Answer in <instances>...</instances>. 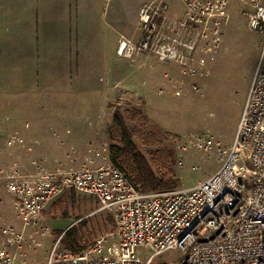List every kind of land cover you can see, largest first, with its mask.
<instances>
[{"label":"built area","instance_id":"obj_1","mask_svg":"<svg viewBox=\"0 0 264 264\" xmlns=\"http://www.w3.org/2000/svg\"><path fill=\"white\" fill-rule=\"evenodd\" d=\"M179 1V14L167 0L142 5L141 37L121 35L117 54L152 55L180 66L185 78L206 77V64L221 50L235 3L246 8L242 13L250 29L263 35L232 143L194 133L182 147L216 156L220 167L189 188L144 191L112 162L106 146L89 148L77 168L52 169L33 161L35 170L25 172L9 165L0 171V206L10 202L16 222L3 220L0 211V264H27V249L50 232L41 222L44 210L68 189L94 197L97 211L113 215L116 230L80 252L60 249L58 238L46 264H264V0ZM1 131L10 149L26 146L18 128ZM171 251L177 256L165 259Z\"/></svg>","mask_w":264,"mask_h":264},{"label":"rangeland","instance_id":"obj_2","mask_svg":"<svg viewBox=\"0 0 264 264\" xmlns=\"http://www.w3.org/2000/svg\"><path fill=\"white\" fill-rule=\"evenodd\" d=\"M151 1L154 0H92L90 12L102 34L103 31L107 33L108 23L127 33L138 28V11ZM167 2L174 12L183 9L179 0ZM241 8L239 3L231 5L221 50L215 60H208L206 77L185 78L177 64L162 63L147 54L125 59L118 57L119 61L115 63L98 66L103 68L99 71L12 72L5 69L7 66H2L0 122L14 121L17 117L10 113L39 117L30 137L40 139L47 149L16 153L10 162L0 167V171L27 159L30 163L44 160L52 165V169L77 168L82 165V157L89 148H101L104 143L109 145L113 114L121 112L126 117L143 119L142 126L136 129H142L144 137L135 136V140L138 149L156 170L162 157L174 151L165 173L170 174L169 168L174 170L180 181L177 188H189L206 179L220 167L221 162L214 155L193 147H187V150L182 147L194 133H211L225 146L232 143L263 41L260 32L250 29L248 19L242 13L246 8ZM125 35L134 41L139 37L137 32L132 36L134 38ZM178 91L180 93L176 94ZM134 110L140 111L141 115L139 112L131 115ZM15 120L14 127L19 130L25 128L19 121L26 120ZM3 128L8 126L1 127V130ZM68 129L72 135L64 137ZM54 131L61 134L68 146L60 149L52 142ZM3 149L1 144L0 161L4 156ZM33 169L30 167L24 171ZM4 192L3 188L1 193ZM2 207L6 212L2 219L16 222L10 202ZM98 207L94 197L73 189L51 201L41 220L50 232L33 248L27 249V264H46L58 238L61 239L75 224L80 237L83 236L79 245L69 248L60 240V249H77L80 252L91 247L101 236L114 232L117 224L113 215L97 211ZM109 238L115 239L114 236ZM176 256L177 253L171 251L164 258L170 260Z\"/></svg>","mask_w":264,"mask_h":264},{"label":"crops","instance_id":"obj_3","mask_svg":"<svg viewBox=\"0 0 264 264\" xmlns=\"http://www.w3.org/2000/svg\"><path fill=\"white\" fill-rule=\"evenodd\" d=\"M92 5V0H0V70H4L2 66H7L5 69L12 72L99 71L103 68L100 69L98 66L119 61L118 57L122 58L117 54L120 36L127 34L132 37L137 32L139 37L136 38L139 39L140 23L138 30L127 33L113 23H111L113 26L108 23L107 33L103 31L102 34L90 12ZM10 114L17 117L15 119L28 121L31 125L27 129L19 130L26 140V146L10 149L6 145V134L1 131V127L7 125L8 128L5 129L14 130L16 120L7 123L4 121L5 124L0 122L1 144L5 149L0 167L10 162L11 156H15L16 153L47 149L46 144L40 139L30 137L39 122V117ZM52 134L54 136L52 142L60 149L68 146L60 133L54 131ZM71 135L69 129L63 134L64 137ZM101 146L108 149L107 143ZM82 159L84 162V156ZM40 161L46 167H52L50 163ZM18 165L22 170L32 167L28 159ZM0 209L4 215L6 213L4 207L0 206Z\"/></svg>","mask_w":264,"mask_h":264},{"label":"trees","instance_id":"obj_4","mask_svg":"<svg viewBox=\"0 0 264 264\" xmlns=\"http://www.w3.org/2000/svg\"><path fill=\"white\" fill-rule=\"evenodd\" d=\"M138 112L141 115V112L138 110L131 112V115ZM142 123V118L138 119L134 116L126 117L125 114L121 112H114L109 126L110 143L108 145L112 162L117 164L128 175L134 185L141 187L144 191L176 189L179 187L180 181L175 177L174 170L169 168L168 171L171 175L165 173V170L168 168L166 166L168 161L171 163L173 160L174 151H169V153L162 157L160 160L161 165L156 170L145 154L138 149L137 141L135 140V136L144 137L142 129H140L141 131L136 129V127L142 126ZM161 152L164 153V151ZM163 153H161L160 157ZM83 224L84 223L81 225ZM75 225L71 226L60 239L63 240L64 244L69 246V248L77 247L83 238V236L80 237L81 233L77 230ZM76 250L77 249H74L75 252H79Z\"/></svg>","mask_w":264,"mask_h":264}]
</instances>
